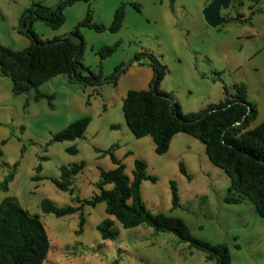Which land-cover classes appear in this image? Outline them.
Instances as JSON below:
<instances>
[{
  "label": "rangeland",
  "instance_id": "374dc122",
  "mask_svg": "<svg viewBox=\"0 0 264 264\" xmlns=\"http://www.w3.org/2000/svg\"><path fill=\"white\" fill-rule=\"evenodd\" d=\"M33 1L0 0V43L17 49L29 42L16 26L21 12L36 5ZM59 1L38 0L49 9ZM193 1L73 0L62 5L64 18L57 27L40 18L31 20L34 32L45 39L54 32L69 31L88 9L94 21L107 24L114 7L124 4V17L115 31L78 26L83 40L82 61L100 72L98 82L81 84L58 73L35 88L13 94V101L0 99V103H6L0 107V137L4 139L0 140V181L11 167L5 159L19 161L7 190L0 188V199L13 195L29 213L37 214L48 237L41 264H215L204 257L202 250L189 246L170 231L155 230L144 222L123 227L105 213L103 201L80 207L84 216L80 232H76L78 210L56 216L40 208L43 197L58 206L76 205L79 202L74 195L83 198L97 192L98 167L114 166L109 154H100L99 150L111 145L129 177L135 157L142 159L145 171L155 176L154 181L145 178L139 184L149 211L179 216L193 235L212 243L224 242L231 264H264V216L255 211L246 196L241 195L238 202L223 200L228 193V176L209 161L203 143L180 131L171 136L165 151L156 153L151 137H135L121 111V98L127 89L150 86L154 73L146 54L151 53L166 69L157 87L168 91L183 112L218 101L222 83L231 90L233 82L242 81L247 99L256 106L247 128L264 118V0H234L229 11L243 14L241 20L220 23V29L210 34L190 28L192 18L188 12L193 11ZM114 41L116 48L100 56L98 48ZM136 52L146 54L135 59ZM128 60L129 64L115 71L116 65ZM112 72L117 74L114 80L110 78ZM8 86L10 78L0 74V90ZM36 90L50 96L35 99ZM82 115L90 116V120L80 137L48 141L53 132ZM69 145H74L76 152L67 151ZM80 160L84 164L73 176L71 193L47 178L58 175L60 164ZM179 162L188 177L179 171ZM37 163L38 171L34 169ZM34 174L42 177L32 179ZM169 180L177 189L175 207L171 206ZM106 216L113 219L117 229L113 238H101L95 227Z\"/></svg>",
  "mask_w": 264,
  "mask_h": 264
},
{
  "label": "trees",
  "instance_id": "16d2710c",
  "mask_svg": "<svg viewBox=\"0 0 264 264\" xmlns=\"http://www.w3.org/2000/svg\"><path fill=\"white\" fill-rule=\"evenodd\" d=\"M73 0H60L55 8L49 9L38 0L34 7H27L19 16L17 31H22V24L34 35L36 42H29L17 49L0 43V74L10 78V91L19 94L35 88L37 84L58 73H64L69 80L81 84H93L99 81L100 72H95L84 64L81 58L83 40L72 42L68 35L77 33L78 26L85 25L94 30H117L124 17V4L119 3L112 11L109 23L94 21L89 9L83 18L76 22L69 31L52 38H40L31 27V20L40 18L52 27L63 21L61 7ZM136 6V3H132ZM24 12H26L24 14ZM81 37V36H80ZM51 39H59L44 43ZM117 42L103 44L98 48L100 56L110 54ZM145 52L134 53L139 59ZM146 54V53H145ZM147 64L155 74L154 90L147 88L127 89L121 98V111L124 121L135 137L148 134L153 141L156 153L165 151L171 136L176 132H186L204 145V152L210 162L219 166L228 176L227 191L223 196L226 202H238L240 196H246L255 211L264 216V118L252 127L247 128L249 120L256 114L254 102L247 99L246 85L242 81L233 82L232 89L222 83V97L216 102H208L197 110L183 112L178 102L168 91L157 87L158 80L166 72L165 65L154 54L147 53ZM143 63V62H141ZM119 64L115 66L117 69ZM114 80L117 74L110 75ZM152 81V80H151ZM50 96L37 91L33 98ZM171 98V100L169 99ZM90 120V116L82 115L69 121L62 128L53 132L51 140H64L80 137ZM113 126V124L111 125ZM1 141H4L2 139ZM48 141L46 143H48ZM112 145L99 150L100 154L108 153L113 167L99 169L96 181L98 191L90 197L80 198L74 195L79 203L76 205H55L50 199L43 197L39 206L43 211L59 216L76 210L78 213V229L82 230L84 216L80 207L86 204L104 202V211L117 219L123 227L134 226L144 222L155 230L170 231L179 240L204 252L206 259H213L215 264H231L228 247L224 242H209L193 235L184 220L176 215L160 211L151 212L145 206L139 190L142 179L155 180V176L145 171V162L135 157L129 177L124 171V164L112 152ZM69 152H76L74 145L66 147ZM44 156H40L43 158ZM84 161L60 164L57 176L47 178L58 188L72 192L73 176L83 166ZM16 162L3 175L0 188L7 189V183L15 171ZM38 171L40 163L34 166ZM179 171L188 177L183 164L178 163ZM42 176L34 174L32 179ZM109 184V186H105ZM171 206L178 204L175 182L169 180ZM233 193V194H232ZM101 238H113L117 229L113 227V219L106 216L95 225ZM237 246V244H235ZM48 248V237L37 214L29 213L12 195H4L0 199V264H41Z\"/></svg>",
  "mask_w": 264,
  "mask_h": 264
},
{
  "label": "crops",
  "instance_id": "0c3cea01",
  "mask_svg": "<svg viewBox=\"0 0 264 264\" xmlns=\"http://www.w3.org/2000/svg\"><path fill=\"white\" fill-rule=\"evenodd\" d=\"M177 0H175V2H176ZM180 2H182V0H179ZM208 2V0H194L193 2H191L192 4H190V5H192V9H193V11L192 12H188V14H189V16L192 18V22H191V24H190V28H193L194 30H197V31H203V32H205L206 34H210L211 32H214V31H217V30H219L220 28V26L218 25V26H215V27H212V26H210V25H208L204 20H203V18H202V14H201V12H200V10H201V8H202V6L203 5H205L206 3ZM171 6V7H170ZM193 6H194V8H193ZM249 6V5H248ZM168 7L169 8H173V5H168ZM248 9V8H247ZM229 10H231V9H224V10H222L221 11V13L223 14V15H225V16H231V17H233L232 19H230V20H238V21H240L241 20V18L243 17V14H241L240 12L238 13V14H236V13H233V12H231V11H229ZM233 11V10H232ZM236 15L237 16H239V19L238 18H235L236 17ZM229 20V21H230ZM229 21H227V22H224V24L225 25H228L229 24ZM228 27V26H227ZM65 33V31H59V32H54L53 34H51V36H46L45 38H52V37H55V36H60V35H62V34H64ZM189 41V40H188ZM188 41H187V43H188ZM26 45V44H25ZM24 46V45H23ZM203 54V53H202ZM214 81V80H213ZM5 83V87H6V81L4 82ZM5 87H3V90H0V99H2V100H14V98H13V94L11 93V91H10V86H8L7 87V89H5L4 90V88ZM1 104V106L0 107H5L6 106V103H4V102H1L0 103ZM2 125H3V123H2ZM2 125H1V121H0V127H2ZM2 135V134H1ZM2 138L3 137H0V140H2ZM6 158V157H5ZM13 162H16V168H15V170L17 169V167H18V165H19V161H17L16 159H11V160H9V159H5V163H9V164H12ZM2 174V173H1ZM4 174V173H3ZM14 175H15V171H14V173H13V176H12V178L9 180V181H11L13 178H14ZM8 181V182H9ZM7 190V189H6ZM6 190H4V191H6ZM13 196V195H12ZM15 197V196H14Z\"/></svg>",
  "mask_w": 264,
  "mask_h": 264
},
{
  "label": "water",
  "instance_id": "95a60500",
  "mask_svg": "<svg viewBox=\"0 0 264 264\" xmlns=\"http://www.w3.org/2000/svg\"><path fill=\"white\" fill-rule=\"evenodd\" d=\"M234 0H208V2L202 6L200 12L202 14L203 20L210 26L215 27L219 25L220 23H224L232 19L231 16H225L221 13L222 10L228 9L230 5H232ZM21 29L23 32H25L28 37L32 40V42H36L34 35L27 29L26 24H22ZM69 39L74 42L78 43L81 39L79 34L77 33H71L68 35ZM59 39H51L49 41H45L44 43H51L54 41H58ZM134 58V57H133ZM132 58V59H133ZM131 60L126 61L122 65H120L117 69H115L116 72H119L123 67H125L127 64H129ZM155 79V74L152 78V82L150 84V87L154 90V83L153 80ZM171 100V98L169 97Z\"/></svg>",
  "mask_w": 264,
  "mask_h": 264
},
{
  "label": "clouds",
  "instance_id": "9594fccd",
  "mask_svg": "<svg viewBox=\"0 0 264 264\" xmlns=\"http://www.w3.org/2000/svg\"><path fill=\"white\" fill-rule=\"evenodd\" d=\"M80 36V35H79Z\"/></svg>",
  "mask_w": 264,
  "mask_h": 264
}]
</instances>
